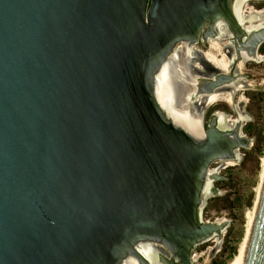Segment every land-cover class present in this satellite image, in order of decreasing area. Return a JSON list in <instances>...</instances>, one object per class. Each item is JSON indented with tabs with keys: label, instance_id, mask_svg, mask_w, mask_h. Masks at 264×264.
Instances as JSON below:
<instances>
[{
	"label": "water",
	"instance_id": "obj_1",
	"mask_svg": "<svg viewBox=\"0 0 264 264\" xmlns=\"http://www.w3.org/2000/svg\"><path fill=\"white\" fill-rule=\"evenodd\" d=\"M219 21L259 62L264 29L242 32L232 0H0V264H150L146 245L194 264L222 241L228 223L202 216L227 180L211 167L252 140L176 101L238 79L169 72ZM243 264H264V186Z\"/></svg>",
	"mask_w": 264,
	"mask_h": 264
},
{
	"label": "rangeland",
	"instance_id": "obj_2",
	"mask_svg": "<svg viewBox=\"0 0 264 264\" xmlns=\"http://www.w3.org/2000/svg\"><path fill=\"white\" fill-rule=\"evenodd\" d=\"M262 55L264 56V46ZM240 67L242 75H248L249 79L245 84L248 87L238 91L236 101L239 106L243 102V113L250 118L244 122L243 133L252 143L249 149L241 152L238 162L226 167L219 165L222 167L220 176L227 180L215 184L220 195L207 198L202 216L204 222L228 223V226L222 241L215 238L198 247L194 253L195 264H229L234 259L244 239L248 214L254 207L257 195L256 189L264 160V61L248 62ZM186 92L181 96L179 103L176 101L177 107L182 111L188 107V103H183ZM220 112L236 120L233 107L228 102H220ZM217 165L214 164L212 170L217 168ZM153 257L151 256L152 259Z\"/></svg>",
	"mask_w": 264,
	"mask_h": 264
},
{
	"label": "flooded vegetation",
	"instance_id": "obj_3",
	"mask_svg": "<svg viewBox=\"0 0 264 264\" xmlns=\"http://www.w3.org/2000/svg\"><path fill=\"white\" fill-rule=\"evenodd\" d=\"M249 12L252 14H250ZM232 13L234 14V18L239 24L242 32H244L246 35H247L246 33L247 31H250V30L261 31L264 29V0H232ZM252 24L254 26H252ZM208 29H209V25L204 29V32L202 33L200 37V41L197 44H195L192 47V49H190V51H188V48L187 50H185L184 48H182V46L178 47L179 52H182L181 55L186 54L187 56L186 59H184V67L179 68V65H177L178 68L176 67L178 69V72L181 73L182 71L183 73L182 75L185 76V80L183 82L184 85H186L185 83L186 81L189 84H192L194 80L212 81L223 75L227 77L237 78L238 79L237 83L241 81L246 84V81L247 79H249V77L246 75H242V73L240 72V69H239L240 63H243L245 65L248 62L250 63L263 62L264 56L262 55V49H263L264 43L261 44L258 50V56L260 55L258 57L260 60L259 62L252 61V60L244 61L238 58L237 49L239 47V42L237 40L236 35L234 34V32H232L230 26L227 23L219 21L215 25L212 35L209 34L210 37L207 39L206 34L208 32ZM212 41H218L220 43L221 50L224 51V53H227L226 55L228 56L229 62L231 64L230 70L228 72L220 70V68L216 67L213 63H211L210 61L206 59L205 53L210 49ZM216 55L219 58V60L223 56L221 53H217ZM196 57H198V59L200 58L201 67L197 66L198 64L197 62L195 63L194 60L196 59ZM186 89H187L186 95H190L193 91V88L190 87V85ZM216 92L219 93L220 89L217 90ZM216 92H214L213 94H215ZM211 95H208V96H211ZM208 96L202 97L204 100L203 99L196 100V101L193 100L191 103H188L187 105L188 107L187 109H185L187 114H189L194 120L200 121L204 131L206 132L212 128H216L219 131L220 129H223V130L234 129V127L238 123L239 117L242 116L241 117L243 119L242 134L246 136L243 133L244 122L247 121V118L243 113V108H242L243 102L240 104V107L242 108L241 112H238L237 108L232 106L233 111L236 115V122L234 124H229L231 122L229 119L231 118L229 115L225 114L224 112H220V102L215 103V105L214 104L207 105V103H205ZM243 150H247V149H240L239 151L240 158H241V152ZM215 164H218L217 165L218 167L213 170L211 167V171L214 174L218 173V175L220 176V170H219L220 166L219 165L221 164L222 166L223 164L220 162H217ZM218 182L220 181L212 182L211 184L212 188H216L215 184ZM140 250L144 255L149 254L152 251L155 252V253L152 252L149 255H145L147 256L146 258L150 264H166L165 262H168V263L174 262L175 264H179V262L175 261L172 255L162 246L147 245V246H142ZM151 256L152 257L154 256L153 259L151 258ZM194 264H195V261H194Z\"/></svg>",
	"mask_w": 264,
	"mask_h": 264
},
{
	"label": "bare ground",
	"instance_id": "obj_4",
	"mask_svg": "<svg viewBox=\"0 0 264 264\" xmlns=\"http://www.w3.org/2000/svg\"><path fill=\"white\" fill-rule=\"evenodd\" d=\"M237 5V4H236ZM236 8V7H235ZM237 10V9H236ZM253 11V10H252ZM256 12V11H255ZM242 13V12H241ZM250 13V12H249ZM252 14V13H250ZM262 14V13H261ZM246 17V16H245ZM252 17V16H251ZM243 18V17H242ZM252 26H254L252 24ZM260 29V28H259ZM227 36V35H226ZM221 41V40H220ZM211 50L208 51L207 53H205V57L208 61H210L211 63H213L216 67L220 68V70H223L225 72H228L230 70V62H229V59H228V56L226 55L227 53H224V51L221 50L220 48V43L218 41H212L211 42ZM181 53L182 52H179L177 51L176 53V56H178L179 58V54H180V57H181ZM217 53H221L223 56L222 58L219 60V58L217 57ZM192 56V55H191ZM260 56V55H259ZM258 56V57H259ZM186 54L185 56L182 55V58L181 60H175L172 62V64H170V67H169V72L172 74V75H175L176 77L178 76V66L179 65V68H183L184 67V59H186ZM195 57V56H194ZM234 58V57H233ZM231 60V59H230ZM195 63L197 62V66L201 67V63H200V58L198 59V57H196V59L194 60ZM246 61V60H244ZM175 65V66H174ZM243 63L240 65L242 66ZM196 66V65H195ZM239 66V69H241V67ZM177 67V68H176ZM198 67V68H199ZM240 80V79H239ZM264 81V80H263ZM178 82H179V85H182V86H186L184 85V81L182 80H179L178 79ZM248 85V84H247ZM263 85H264V82H263ZM248 87L245 85L244 82H238L237 84H233L231 85L230 87L226 88V89H222L220 90L219 93H215L211 96H208L207 100L205 101V103H207V105H212L215 103H219L221 101H226L228 102L231 106L233 107H236L238 112H241L242 108L239 106V104L237 103L236 101V95H237V92L240 91V90H245V88ZM186 95V94H185ZM244 98V97H243ZM203 99V98H201ZM204 100V99H203ZM242 101L244 99H241ZM196 101V100H195ZM193 110V109H192ZM184 112H186V110H183ZM194 111V110H193ZM241 114V113H240ZM241 116V115H240ZM228 117V116H227ZM242 117V116H241ZM227 119V118H226ZM231 122L229 124H234L236 122V120H233V119H229ZM231 163L233 162H226V163H222V167H226L228 165H231ZM221 167V168H222ZM221 168L219 170H221ZM218 171V170H217ZM216 172V171H215ZM218 174V173H217ZM260 181H259V185L256 189V199H255V202H254V207L253 209L251 210V212L248 214V222H247V226H246V233H245V236H244V239L239 247V250H238V253L236 254V256L234 257V259L229 263V264H243L244 263V257H245V252H246V248H247V244H248V241H249V237H250V234H251V231H252V227H253V224H254V221H255V217H256V214H257V210H258V206H259V202H260V198H261V194H262V190H263V186H264V160H263V164H262V170H261V173H260V177H259ZM212 184V183H211ZM211 186V185H210ZM147 246V245H146ZM142 250V249H141ZM144 252V251H143ZM154 252V251H152ZM152 252H150L149 254H151ZM149 254H145V255H149ZM147 257V256H146ZM194 259L196 260V257H194Z\"/></svg>",
	"mask_w": 264,
	"mask_h": 264
}]
</instances>
